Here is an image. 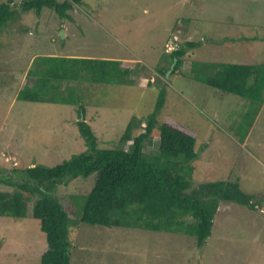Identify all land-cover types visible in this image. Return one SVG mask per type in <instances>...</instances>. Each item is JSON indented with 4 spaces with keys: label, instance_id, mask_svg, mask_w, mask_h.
<instances>
[{
    "label": "rangeland",
    "instance_id": "rangeland-1",
    "mask_svg": "<svg viewBox=\"0 0 264 264\" xmlns=\"http://www.w3.org/2000/svg\"><path fill=\"white\" fill-rule=\"evenodd\" d=\"M20 1L12 0L15 17L0 30L1 176L16 166H52L86 149L76 125L77 105L16 99L19 88L33 80L27 70L35 56L111 58L131 68L126 81L93 82L86 77L77 84L98 146H119L130 121L133 132L141 131L140 118L153 110L163 92L158 122L176 120L196 135L197 158L189 162L192 186L238 178L239 188L256 203L250 209L221 201L212 233L198 247L188 234L75 221L82 201L72 200V195L89 192L95 174L66 177L53 193L71 220V260L264 264V107L255 119L248 100L191 76L192 61H264V0H82L66 11L67 17L45 6L39 15L31 8L22 10ZM187 40L197 45L187 49L183 64L172 71L165 46ZM75 84L64 80L60 86ZM157 141L154 137L144 150L155 151ZM0 189L7 187L0 183ZM46 248L30 208L24 217L0 215V264H39Z\"/></svg>",
    "mask_w": 264,
    "mask_h": 264
},
{
    "label": "trees",
    "instance_id": "trees-1",
    "mask_svg": "<svg viewBox=\"0 0 264 264\" xmlns=\"http://www.w3.org/2000/svg\"><path fill=\"white\" fill-rule=\"evenodd\" d=\"M81 1L21 0L19 6L22 10L34 9L38 15L45 6L67 17L66 11ZM14 7L12 0L0 2V30L15 17ZM195 45L196 41L187 40L169 53L172 71L183 64L187 49ZM191 69L195 80L248 100L254 115L264 101V61H192ZM130 73V67L111 58L41 54L30 63L27 74L33 80L19 88L16 99L77 105L76 125L86 144V149L55 165L16 166L0 175V183L7 187L0 189V215L24 217L30 208L45 235L47 248L39 264H78L70 256V217L53 193L55 185L64 183L66 177L95 174L89 192L72 195V200L80 197L82 201L75 221L188 234L195 237L198 247L211 235L221 201L256 207L252 195L242 191L237 181L214 180L192 186L193 168L189 162L197 158L196 135L176 120L158 122L163 92L157 96L153 110L140 118L144 122L141 131L133 132L134 122L130 121L119 138V146H98L85 120L77 84L86 77L93 82H124ZM64 80H75L76 84L61 87ZM154 137L158 138L157 149L145 151V144Z\"/></svg>",
    "mask_w": 264,
    "mask_h": 264
},
{
    "label": "clouds",
    "instance_id": "clouds-1",
    "mask_svg": "<svg viewBox=\"0 0 264 264\" xmlns=\"http://www.w3.org/2000/svg\"><path fill=\"white\" fill-rule=\"evenodd\" d=\"M178 46L179 45H177V43H174V42L171 43L170 42V44L165 46V47H166L167 52L170 53V52L176 50L178 48Z\"/></svg>",
    "mask_w": 264,
    "mask_h": 264
},
{
    "label": "crops",
    "instance_id": "crops-1",
    "mask_svg": "<svg viewBox=\"0 0 264 264\" xmlns=\"http://www.w3.org/2000/svg\"><path fill=\"white\" fill-rule=\"evenodd\" d=\"M263 107H264V101H263V103L261 104L260 108L258 109V112L255 114V115H256V116H255V119H256L258 116H260L259 114L262 112ZM262 113H263V112H262ZM233 181H238V183H239L238 178H237V180H233Z\"/></svg>",
    "mask_w": 264,
    "mask_h": 264
}]
</instances>
